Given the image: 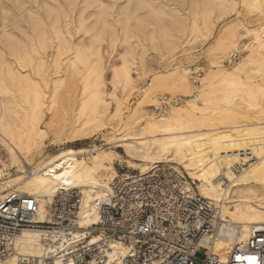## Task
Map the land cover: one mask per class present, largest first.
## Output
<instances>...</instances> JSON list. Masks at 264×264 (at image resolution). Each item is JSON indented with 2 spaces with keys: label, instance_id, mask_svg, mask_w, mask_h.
I'll use <instances>...</instances> for the list:
<instances>
[{
  "label": "bare ground",
  "instance_id": "1",
  "mask_svg": "<svg viewBox=\"0 0 264 264\" xmlns=\"http://www.w3.org/2000/svg\"><path fill=\"white\" fill-rule=\"evenodd\" d=\"M118 1L0 0V147L7 155L5 160L0 159V180L5 179L6 171L11 168L17 172L11 179L15 182L0 189L14 187L36 196L39 204L36 221L47 220V206L57 192L75 188L81 194L79 224L88 226L97 222L93 203L118 176L115 157L97 147L63 150L37 161L32 169L27 167L34 153L48 145V133L55 136L54 139L59 133L56 119L60 115L53 112L57 100L54 95L46 103L45 89L51 87L55 92L65 87L67 80L77 75V63L85 59V47L90 45V65L86 73L92 74L87 80L91 90L81 93L75 119L72 121L69 116L63 130L70 142L85 140L89 119H99L106 114L110 100L115 102L114 115L122 117V109L129 108V98L137 89V79L132 75L125 52L120 56V64L110 65L111 90L104 94V44L112 55L116 44L142 38L154 50L170 53L198 35L199 19L209 21L213 14L222 18L234 12L237 5L236 0ZM240 1L254 7L258 17L264 18V0ZM184 5L192 15L189 23L182 11ZM10 24L12 27L8 29ZM146 28L149 29L144 34ZM243 32L244 36H252L258 51L264 52V23L244 27ZM235 42L223 45V52L235 47ZM146 52V46L142 45L141 59ZM250 54L239 71L247 69ZM187 75L188 71L183 69L176 79L189 94L192 88ZM219 85L221 89L211 88L207 94L216 95L223 111L235 112L242 105L257 109L262 114L261 121L245 123L232 119L225 125L209 124L198 129L196 119L192 118L200 110L197 100L204 99L202 89L199 94L191 93L193 99H186L183 107L172 103L167 115L159 118L147 113L150 100L146 94L137 103L138 115L131 127L107 136L106 140L109 145L122 143L128 156L126 167L131 171L144 173L155 163H175L197 183L201 196L220 203L221 217L225 221L215 234L205 235L203 241L210 242L224 258L234 244L246 239L252 226L264 223V194L252 188L257 185L264 189V105L261 102L264 83L251 88L234 72L226 70L222 72ZM117 89L121 96H116ZM235 97L237 106L232 107ZM43 113L49 114L46 120ZM37 235L32 230L21 233L25 251L38 254ZM108 256L101 264H115L117 255L113 252ZM51 264L73 262L55 258Z\"/></svg>",
  "mask_w": 264,
  "mask_h": 264
},
{
  "label": "built area",
  "instance_id": "2",
  "mask_svg": "<svg viewBox=\"0 0 264 264\" xmlns=\"http://www.w3.org/2000/svg\"><path fill=\"white\" fill-rule=\"evenodd\" d=\"M246 44L224 59L235 64ZM202 66L188 70L199 85ZM180 97L160 96L154 111L167 115ZM1 156V150H0ZM93 203L98 220L79 224L81 194L63 189L47 206V220L36 221V196L14 187L0 189V261L2 264H51L53 259L73 264H101L115 253V264H264V223L251 227L246 239L221 257L205 235L220 228V203L200 195L180 168L157 163L144 173L116 176ZM222 187H225L223 185ZM24 230L37 232L38 254L25 251ZM113 245L115 247H113Z\"/></svg>",
  "mask_w": 264,
  "mask_h": 264
},
{
  "label": "rangeland",
  "instance_id": "3",
  "mask_svg": "<svg viewBox=\"0 0 264 264\" xmlns=\"http://www.w3.org/2000/svg\"><path fill=\"white\" fill-rule=\"evenodd\" d=\"M122 1L123 0H119L118 2ZM236 2L237 5L235 11L227 16L220 18L214 16L213 14L209 21L199 19L198 22L200 32L198 35L192 36L188 42L182 44V46H179L170 53L154 50L145 40L143 41L142 38L138 41L136 38H130L128 44L124 42L116 44L115 51L112 55L108 54V48L106 44H104L102 48L106 59L103 72L104 85L102 86L104 94L110 92L111 90L109 79L112 76V72L110 65L112 63H115L116 65L120 64V56L125 52H127L126 56L130 62L132 75L137 79V89L129 98V108L122 109V117L114 115L115 102L110 100L108 104V112L106 114L100 116L99 119H89L87 123V138L81 141L70 142L68 138L66 140V136H64L63 133L64 127L69 121L68 117L70 116V120L74 121V116L77 112L76 108H78L80 98L83 95H81V93L85 90H91V83L87 82V80L91 78L92 74L86 73V67L90 65V45H86L85 59L83 58L77 63V75L71 81L68 82L67 80L66 86L56 89L55 92H53L51 87H47V89H45L44 99L46 103H48L54 95L57 100L53 112L56 115H60L59 119H56V131L59 133L56 134V139H54L55 136L53 137L51 133H48L47 137H49L46 138V143H48V145L34 153V159L31 164H27V167L32 169L37 161L44 158H50L63 150L72 149L83 151L97 147L101 148L102 151H109L115 157L114 167L118 176L138 172L131 171L126 167L125 161L128 156L122 143H117L119 146H117V144L109 145L107 144L106 138L111 134L120 133L131 127V123L138 115L135 109L137 103L144 98L146 94L150 100L149 106H146L147 113H152L154 117L159 118L161 115H158L154 111L153 106L158 103L160 96L167 95L171 98L178 96L180 97V100L174 104L175 106L183 107L186 99H193L192 94L194 92L199 94L202 89L204 91V99L197 100L200 110L198 111L197 116L192 118V120L196 119L199 125L198 129L206 128V125L209 124L217 126L225 125L227 121L232 119L242 120L245 123L261 121L260 118L262 114L257 109H248L240 105L238 107L239 110L235 112L230 110L223 111V105L219 102L216 95L207 94L208 90L211 88L221 89L219 81L221 79L222 72L226 70L234 72L244 84H247L251 88H255L258 83H264V52L258 51L259 49L257 44L254 43L251 35H243L244 27H257L260 22L264 23V18H261L260 16L258 17V12L254 7H251L248 4L244 5L240 0H236ZM182 11L186 16L187 23H189L192 19V15L188 12L189 10L186 8V5L183 6ZM11 24L8 25V29H11L15 23H13L12 26ZM148 29L149 28H146L144 30V34L147 33ZM14 31L17 32L18 30L15 29ZM77 35L78 34L75 36L76 40L79 39ZM232 40L236 41V46L228 47L223 52V45L228 44ZM241 43L248 46L245 47V51L239 60L233 65H226L224 63V58L236 50ZM142 45L146 46L147 52L145 53L144 58L141 59L140 57L143 55ZM251 52L254 54L251 55ZM249 54L252 57L250 56L251 60L248 61L247 69L245 71H239L238 68L247 62V55ZM194 66H202L204 74L199 85H193L189 81L187 75V81L192 88L188 94L185 92L184 87L179 85L176 77L179 71L183 69L188 71ZM50 83H52V81H50ZM115 94L117 97L122 95L119 89L116 90ZM235 102L236 97L233 98L232 107L237 106L234 104ZM261 102L264 105V98H261ZM48 117V113H43L44 120ZM53 140L56 141L55 144H49ZM0 149V159L5 160L7 155L2 147H0ZM166 164L178 167L185 172V174H187L183 168L179 167L175 163L167 162ZM6 172L8 174L5 175V179L0 180V188H5L8 183L12 184L15 182V180H11L16 177L17 172L15 169L11 168ZM4 181L8 182L5 183ZM195 184L197 186L196 182ZM252 188L255 192L264 194V189L260 186L256 185L255 187L254 185Z\"/></svg>",
  "mask_w": 264,
  "mask_h": 264
}]
</instances>
